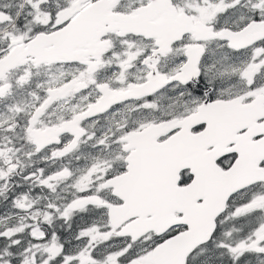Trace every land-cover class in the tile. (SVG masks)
I'll use <instances>...</instances> for the list:
<instances>
[{"label": "snow or ice", "instance_id": "obj_1", "mask_svg": "<svg viewBox=\"0 0 264 264\" xmlns=\"http://www.w3.org/2000/svg\"><path fill=\"white\" fill-rule=\"evenodd\" d=\"M0 264H264V0H0Z\"/></svg>", "mask_w": 264, "mask_h": 264}]
</instances>
